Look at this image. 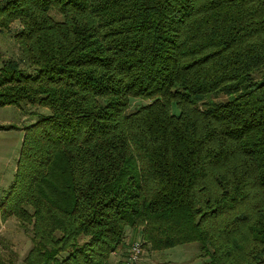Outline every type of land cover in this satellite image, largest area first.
Returning a JSON list of instances; mask_svg holds the SVG:
<instances>
[{"label":"trees","instance_id":"1","mask_svg":"<svg viewBox=\"0 0 264 264\" xmlns=\"http://www.w3.org/2000/svg\"><path fill=\"white\" fill-rule=\"evenodd\" d=\"M0 34V106L49 110L0 200L25 264H123L127 229L264 264V0H0Z\"/></svg>","mask_w":264,"mask_h":264},{"label":"rangeland","instance_id":"2","mask_svg":"<svg viewBox=\"0 0 264 264\" xmlns=\"http://www.w3.org/2000/svg\"><path fill=\"white\" fill-rule=\"evenodd\" d=\"M0 50L5 56L18 55L17 46L9 36L0 34ZM146 102L134 98L130 108ZM31 110L34 112L31 113ZM47 108H33L17 105L0 106V200L11 183L25 128L40 117V113H48ZM140 239L130 229L126 230V246L112 253L110 260H124L132 241ZM31 246L29 226L14 216L6 220L0 219V263L25 264L23 258ZM198 244L195 242L176 245L164 250H147L143 247L142 256L137 264H204Z\"/></svg>","mask_w":264,"mask_h":264},{"label":"built area","instance_id":"3","mask_svg":"<svg viewBox=\"0 0 264 264\" xmlns=\"http://www.w3.org/2000/svg\"><path fill=\"white\" fill-rule=\"evenodd\" d=\"M142 253L143 247L140 240H134L129 245L123 264H137L142 256Z\"/></svg>","mask_w":264,"mask_h":264},{"label":"crops","instance_id":"4","mask_svg":"<svg viewBox=\"0 0 264 264\" xmlns=\"http://www.w3.org/2000/svg\"><path fill=\"white\" fill-rule=\"evenodd\" d=\"M116 253V252H115Z\"/></svg>","mask_w":264,"mask_h":264}]
</instances>
